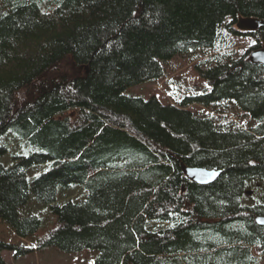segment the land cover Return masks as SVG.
<instances>
[{
  "label": "trees",
  "instance_id": "obj_1",
  "mask_svg": "<svg viewBox=\"0 0 264 264\" xmlns=\"http://www.w3.org/2000/svg\"><path fill=\"white\" fill-rule=\"evenodd\" d=\"M242 18L264 22V0H0V137L16 134L31 153L8 168L0 147V220L38 250L94 251L95 264H258L264 65L249 53L264 47V25L241 31ZM223 32L253 45L198 67L209 91L177 105L126 94ZM193 104L218 114L233 104L255 124L219 125ZM181 163L220 175L198 185ZM75 189L83 201L62 200ZM31 192L55 216L43 236L41 219L21 214ZM3 251L33 249L0 241V264Z\"/></svg>",
  "mask_w": 264,
  "mask_h": 264
},
{
  "label": "rangeland",
  "instance_id": "obj_2",
  "mask_svg": "<svg viewBox=\"0 0 264 264\" xmlns=\"http://www.w3.org/2000/svg\"><path fill=\"white\" fill-rule=\"evenodd\" d=\"M222 39L223 41L219 42L215 48L197 49L196 53L191 56L175 57L166 64L165 75L162 79L131 87L126 91V94L143 97L144 99L156 96L163 103L177 105L186 96L202 94L209 91L210 88L200 76L198 67L205 69L209 65H212L221 53L241 55L253 45V40L246 36L233 37L223 32ZM225 46H229L230 48L225 50ZM187 109L199 116H213L219 125L220 123L234 121L240 127L248 128L255 124L247 114L238 110L233 104L214 108L225 112V114L214 113L213 110L196 104L188 106ZM25 144L26 142L19 140L18 136L12 132H8L0 137V147L6 145L7 148V154L1 159V162L10 168L15 166V158L17 156H29L31 153L24 151L28 147ZM40 174L39 168L34 167L30 169L27 172L30 184ZM86 195V191L82 192L80 189H75L72 192L64 194L62 200L73 199L76 202H81L85 199ZM253 202L251 199L246 200V204L248 205ZM21 214L24 216L36 215L41 219L42 225L37 236L45 235L55 222V216L49 207L38 203L32 192L30 201L21 210ZM0 241L33 249L31 253L18 257H15L13 252L3 251L1 254L6 264H95L96 252L91 250L78 253H65L53 247L38 250L34 236L20 238L2 220H0ZM258 264H264V255L259 258Z\"/></svg>",
  "mask_w": 264,
  "mask_h": 264
},
{
  "label": "water",
  "instance_id": "obj_3",
  "mask_svg": "<svg viewBox=\"0 0 264 264\" xmlns=\"http://www.w3.org/2000/svg\"><path fill=\"white\" fill-rule=\"evenodd\" d=\"M263 25V21L251 18H242L237 22V28L241 31H254L261 28ZM249 60L253 64L264 65V47L252 51L249 55ZM181 168L186 178L198 185L212 184L220 175V171L217 169L188 167L183 163H181ZM255 222L260 226H264V216L256 217Z\"/></svg>",
  "mask_w": 264,
  "mask_h": 264
}]
</instances>
